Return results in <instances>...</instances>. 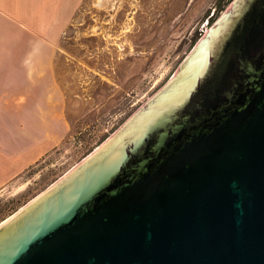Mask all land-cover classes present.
<instances>
[{"label": "water", "instance_id": "1", "mask_svg": "<svg viewBox=\"0 0 264 264\" xmlns=\"http://www.w3.org/2000/svg\"><path fill=\"white\" fill-rule=\"evenodd\" d=\"M0 264H264V0L1 224Z\"/></svg>", "mask_w": 264, "mask_h": 264}, {"label": "rangeland", "instance_id": "2", "mask_svg": "<svg viewBox=\"0 0 264 264\" xmlns=\"http://www.w3.org/2000/svg\"><path fill=\"white\" fill-rule=\"evenodd\" d=\"M238 1L50 0L58 11L55 40L39 52L52 61L31 63L44 72L30 86L25 122L9 142V152L43 155L24 158L22 170L0 188V225L92 157L179 78Z\"/></svg>", "mask_w": 264, "mask_h": 264}, {"label": "crops", "instance_id": "3", "mask_svg": "<svg viewBox=\"0 0 264 264\" xmlns=\"http://www.w3.org/2000/svg\"><path fill=\"white\" fill-rule=\"evenodd\" d=\"M51 6L50 0H0V188L12 174L22 170L24 158L43 155L23 153V149L9 152V142L17 126L25 122L23 109L32 102L30 86L33 88L39 74L44 72L31 70V63L52 61V55L43 56L39 52L54 44L59 19L58 11L51 10ZM46 10L49 11L44 20L41 15ZM17 140L15 137L16 147Z\"/></svg>", "mask_w": 264, "mask_h": 264}]
</instances>
